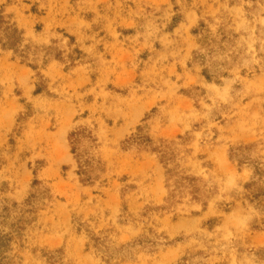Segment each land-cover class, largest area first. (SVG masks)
Returning a JSON list of instances; mask_svg holds the SVG:
<instances>
[{"label":"rangeland","instance_id":"374dc122","mask_svg":"<svg viewBox=\"0 0 264 264\" xmlns=\"http://www.w3.org/2000/svg\"><path fill=\"white\" fill-rule=\"evenodd\" d=\"M0 264H264V0H0Z\"/></svg>","mask_w":264,"mask_h":264},{"label":"trees","instance_id":"16d2710c","mask_svg":"<svg viewBox=\"0 0 264 264\" xmlns=\"http://www.w3.org/2000/svg\"><path fill=\"white\" fill-rule=\"evenodd\" d=\"M14 32H16V30H14ZM72 136H76V134H71ZM70 135V136H71ZM77 137V136H76ZM77 141V139L75 138L74 139V142H76ZM72 151H73V149H72ZM92 162H91V160H82L81 162H80V164H79V170H78V174L79 175H81L83 178H82V180L83 181H88V180H85V179H88L89 177H90V175H89V167L90 166H92Z\"/></svg>","mask_w":264,"mask_h":264}]
</instances>
